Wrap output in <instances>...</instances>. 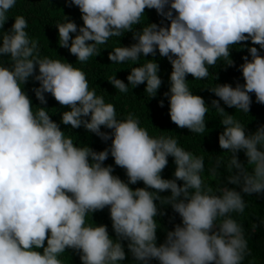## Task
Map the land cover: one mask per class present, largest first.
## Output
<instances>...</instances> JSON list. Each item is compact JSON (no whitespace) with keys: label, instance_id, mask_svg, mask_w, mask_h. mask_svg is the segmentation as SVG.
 <instances>
[{"label":"clouds","instance_id":"clouds-1","mask_svg":"<svg viewBox=\"0 0 264 264\" xmlns=\"http://www.w3.org/2000/svg\"><path fill=\"white\" fill-rule=\"evenodd\" d=\"M71 4L79 8L83 26L64 15L63 22L55 24L58 45L83 65L100 55V46L110 38L131 32L136 42L115 47L108 59L117 65L129 61L137 65L141 58L145 63L130 68L128 83L116 75L108 82L122 94L130 86L145 84L149 98L157 95L162 79L159 64L145 57H154L157 51L166 57L172 66L169 91L164 93L170 120L201 134L209 108H215L222 116L218 142L228 154L227 175L221 176L214 167L206 182L203 156L186 150L172 136L150 135L131 113L118 118L114 104L89 88L82 68L41 55L23 15L13 17L14 23L5 30L17 0H0V57H7L0 59V264H63L61 257L68 249L79 254L81 264H126L129 256L127 264H244L251 255L249 242L235 217L245 213V196L264 194V124L248 131L220 102L249 113L254 93L256 102L264 104L260 54L264 0H71ZM146 8L155 9L169 23L142 25ZM248 41L259 49L248 47ZM234 47H247L251 56L243 57L239 66L245 82L203 88L219 98L209 105L190 89L187 76L206 80L218 61L233 66ZM29 78L39 82L32 91L40 105L47 104L45 94H50L67 109L59 123L47 107L35 105L34 110L24 89ZM61 124L71 129L83 126L102 141L111 140L110 147L95 151L88 144L78 146ZM102 126L111 132H102ZM109 155L125 171L126 180L113 174L112 165L105 166ZM169 157L175 170L166 179L162 172ZM140 182L143 187L130 186ZM169 206L181 221L171 230L158 219L165 214L162 208ZM105 208L111 224L98 225L92 216ZM89 215L91 224L86 223ZM160 231L165 233L162 243Z\"/></svg>","mask_w":264,"mask_h":264},{"label":"trees","instance_id":"trees-1","mask_svg":"<svg viewBox=\"0 0 264 264\" xmlns=\"http://www.w3.org/2000/svg\"><path fill=\"white\" fill-rule=\"evenodd\" d=\"M17 15H23L28 20L27 31L33 39L37 40L40 46V53L42 56H47L52 59H60L63 62L73 63L74 67L82 68L86 73L89 88L95 89L97 95H103L106 103L114 104L118 118L124 119L129 113L133 114L135 118L139 119L142 127L147 128L149 134L152 136H172L178 140L180 146L186 150L193 152L197 156H203L205 159V180L210 179L211 169L214 167L218 169L221 176L227 175L226 165L228 163V154L225 150L221 149L218 142L219 134L223 131V126L219 124L222 116L217 112L215 108H209V112L206 114V129L204 133L193 134L187 128H179L171 120L169 116V104L167 97L164 96L165 92L169 91V76L172 71V66L166 57H161L157 51L156 56L149 54L146 59H154L159 64V76L162 79V85L154 98H149L145 93V84H141L138 87L131 89L126 94L119 93L118 90L108 82V79L116 75L117 78L128 83L127 76L130 74V68L143 65L145 60L141 58L137 65H133L131 61L122 64H112L108 59V54L115 47L130 46L136 41L133 39L131 32L126 33L123 37H112L106 45L101 47V54L96 57H91L86 64L81 65L76 61V57L72 55L67 48L58 45V29L55 24L63 22L64 15L71 21L75 22L78 27L83 26L81 19V13L77 6L71 4V0H17V6L13 8L9 13V19L4 25V29H8L14 23V18ZM145 17L142 18V25L147 23L161 24L163 20L164 25L169 22L164 20L163 17L157 14L155 9H145ZM140 26H137L139 30ZM75 33L72 34L73 38ZM248 47L255 46L259 49V45H252L251 41L246 42ZM238 47V46H237ZM106 48V49H105ZM260 54L264 56V50H260ZM248 56L251 59L250 53L247 51V47L238 50L233 48L231 50V59L234 62L233 66H227L223 64V61H218L215 68H210V75L206 80H193L191 75L187 76L190 89L196 95L203 97L209 105L213 99H219L209 91L203 89L206 87H213L215 83L218 84H231L233 87L237 83L243 84L242 72L239 66L244 63L243 57ZM0 59L6 60L7 57H0ZM38 74V68H37ZM216 77V79H215ZM39 82L33 78L24 85V89L33 102V108L35 105H40L33 88H38ZM47 99L46 105H40L47 107V111L51 118L57 123L60 122L61 113L67 109L62 108L59 103L50 94H45ZM252 103L249 113H243L234 108H229L221 101V106L225 110L233 115V118L239 120L244 124L248 131H255V129L264 124V104L256 102L255 94H250ZM164 101V106H160V101ZM64 130L66 136H71L74 143L78 146H85L88 144L95 151H103L110 147L111 140L107 142L102 141L94 133H89L81 126L78 129H71L70 126L66 127L63 124L60 125ZM102 132H111L110 129L101 127ZM168 166L163 170L162 176L164 178H172L175 170V164L173 158L169 157ZM239 159L246 163V157L243 153H239ZM105 166L112 165L115 169L114 175H118L122 180H126L125 171L118 166H115L114 159L109 155L108 159L104 162ZM178 184H182V181H178ZM215 186V181H212ZM135 189L136 187H143V183L140 182L136 185H130ZM233 187L232 185H229ZM239 190V188H237ZM163 193L162 195H166ZM247 207L245 213L242 216L235 217L245 228V235L248 238L249 250L251 255L246 257L244 264H248L250 260H254L256 264H264V194L253 193L251 196H245ZM165 213L158 219L164 228L171 230L175 224L180 223V217L175 214L171 207L162 208ZM93 221L96 224H111L109 211L105 208L102 211H97L92 216ZM91 215L86 218V223H93ZM110 235L114 236L113 231H109ZM158 243H162L165 238L163 231L158 232ZM62 254L63 264H81L79 254L71 249ZM127 251V249H126ZM129 256L126 259L130 260ZM152 264H158L157 261H153Z\"/></svg>","mask_w":264,"mask_h":264}]
</instances>
